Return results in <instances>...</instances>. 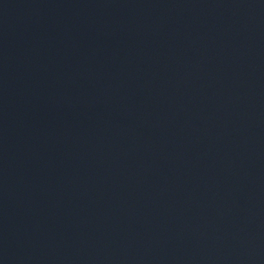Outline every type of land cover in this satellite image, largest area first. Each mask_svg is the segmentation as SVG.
I'll list each match as a JSON object with an SVG mask.
<instances>
[{
    "label": "water",
    "instance_id": "1",
    "mask_svg": "<svg viewBox=\"0 0 264 264\" xmlns=\"http://www.w3.org/2000/svg\"><path fill=\"white\" fill-rule=\"evenodd\" d=\"M0 264H264V0H0Z\"/></svg>",
    "mask_w": 264,
    "mask_h": 264
}]
</instances>
